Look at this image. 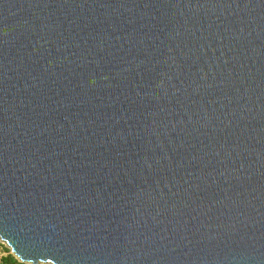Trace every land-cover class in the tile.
<instances>
[{
    "label": "water",
    "instance_id": "95a60500",
    "mask_svg": "<svg viewBox=\"0 0 264 264\" xmlns=\"http://www.w3.org/2000/svg\"><path fill=\"white\" fill-rule=\"evenodd\" d=\"M0 240L264 264V0H0Z\"/></svg>",
    "mask_w": 264,
    "mask_h": 264
},
{
    "label": "trees",
    "instance_id": "16d2710c",
    "mask_svg": "<svg viewBox=\"0 0 264 264\" xmlns=\"http://www.w3.org/2000/svg\"><path fill=\"white\" fill-rule=\"evenodd\" d=\"M0 264H25L21 263L18 259H15L12 255H6L0 259Z\"/></svg>",
    "mask_w": 264,
    "mask_h": 264
},
{
    "label": "rangeland",
    "instance_id": "374dc122",
    "mask_svg": "<svg viewBox=\"0 0 264 264\" xmlns=\"http://www.w3.org/2000/svg\"><path fill=\"white\" fill-rule=\"evenodd\" d=\"M6 255H12L13 257H15L12 254L11 250L9 248H7L6 245L0 240V259L2 257H5ZM15 259H17V258L15 257Z\"/></svg>",
    "mask_w": 264,
    "mask_h": 264
},
{
    "label": "built area",
    "instance_id": "2783aa9c",
    "mask_svg": "<svg viewBox=\"0 0 264 264\" xmlns=\"http://www.w3.org/2000/svg\"><path fill=\"white\" fill-rule=\"evenodd\" d=\"M7 247V246H6ZM8 248V247H7Z\"/></svg>",
    "mask_w": 264,
    "mask_h": 264
}]
</instances>
